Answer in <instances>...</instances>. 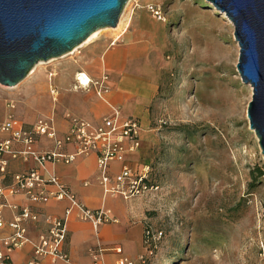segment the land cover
<instances>
[{"label": "rangeland", "instance_id": "obj_1", "mask_svg": "<svg viewBox=\"0 0 264 264\" xmlns=\"http://www.w3.org/2000/svg\"><path fill=\"white\" fill-rule=\"evenodd\" d=\"M225 16L206 0H129L117 28L38 64L17 88L0 86V121L9 101L23 122L46 118L49 71L63 73L67 86L68 73L90 65L143 18L146 36L161 44L150 58L158 92L139 161L159 188L145 197L155 236L148 264H264V157L248 120L253 90L237 70L240 49ZM84 99L78 91L67 96Z\"/></svg>", "mask_w": 264, "mask_h": 264}, {"label": "crops", "instance_id": "obj_2", "mask_svg": "<svg viewBox=\"0 0 264 264\" xmlns=\"http://www.w3.org/2000/svg\"><path fill=\"white\" fill-rule=\"evenodd\" d=\"M142 19L135 22L137 27L129 31L126 30L113 46L109 45L100 55L96 53V57L90 65L80 66V71H75L74 74L68 73L69 84L67 86L64 81L61 83L63 73L58 72L55 80L60 90L59 101L54 105L49 96L51 115L46 118L53 120L54 125L58 128L56 130L59 137L63 138L69 131L70 126L66 116L69 115L97 126L103 118L110 114L111 107H115L120 109L124 119H136L140 122L142 128L140 142L141 146L143 145L145 129L148 128V109L158 92L157 80L152 79L153 66L150 65V58L151 54L158 50L157 45L159 44L155 38L153 41L149 35L146 36L141 27ZM78 73H84L92 81L100 80L104 74L108 76L109 92L105 95L104 100L99 99L94 90H81L78 92L85 95L83 101H67L70 92H76L73 88L75 75ZM44 100L41 99L47 106L49 102ZM7 112L8 109L5 105L6 117ZM4 120L2 119L0 122ZM23 123L32 125L35 122ZM7 138V136L3 137L4 140ZM15 149L20 150L21 147L16 146ZM36 149L50 151L54 149V144L46 138H40ZM64 151L67 155L76 154L74 146H67ZM5 160L8 162V171L11 174L25 173L37 167L32 159L24 161L22 158L13 160L10 157H5ZM139 161L140 150L129 154L125 164L136 170L143 167ZM122 167L123 165L119 163L112 164V176L120 173ZM47 173L55 175L62 184L67 186L86 209L104 210L109 213L113 222L100 226L96 231L91 222L83 220L77 210H72L67 221L68 238L64 249L69 256V262L54 263L51 259L46 258L41 261V264H94V253L99 248L105 250L104 264H118L121 258H127L138 264L139 257L145 254L144 233L148 226L146 196L125 201L120 196L105 193L99 182L96 155L78 157L70 165L61 163L49 165ZM10 203L20 207H30L33 211L41 214V224L29 226L28 236L33 242L38 241L46 229L45 216L64 218L66 210L71 207L67 201L35 206L22 197L13 198ZM5 214L6 219L11 221L10 211L6 210ZM3 234H10V231L0 232V237ZM116 248H121L123 254L117 255L114 252ZM33 256V245L31 244L10 254L13 264H27L33 259Z\"/></svg>", "mask_w": 264, "mask_h": 264}, {"label": "built area", "instance_id": "obj_3", "mask_svg": "<svg viewBox=\"0 0 264 264\" xmlns=\"http://www.w3.org/2000/svg\"><path fill=\"white\" fill-rule=\"evenodd\" d=\"M149 11L159 21L165 22L159 10L149 8ZM113 43L112 45H114ZM57 70L49 71V96L54 105L59 101L60 90L54 83ZM86 79L87 82H84ZM109 78L104 74L100 80L92 81L84 73L75 75V91L94 90L96 96L104 100L109 92ZM9 111L6 119L0 122V232L10 231L0 237V264H13L10 254L23 249L26 245H33V259L27 264H41L43 259L49 258L54 263L69 262L65 252L68 238L67 221L72 210H77L82 219L91 222L94 229L113 222L109 213L104 210L91 211L81 205L70 189L62 184L53 174L47 173L49 165L73 164L78 157L96 155L97 172L100 185L105 193L120 196L125 201L145 197L157 192L159 188L152 183V170L149 166L132 169L126 165L127 156L136 153L141 148V124L136 119H124L119 108L111 107V112L103 118L97 126L81 119L66 116L69 122V131L59 137L52 119L41 118L32 125L24 124L15 115L17 104L9 101L6 104ZM7 136V139H3ZM46 138L53 142L54 149L39 151L36 149L38 140ZM21 147L20 150L15 149ZM74 146L75 155H67L65 148ZM5 157L13 160L22 158L24 161L32 159L37 167L21 174H11L8 171V162ZM114 163L123 167L115 176L111 174ZM22 197L29 203L40 206L51 202L67 201L71 207L66 210L64 218L45 216L46 229L38 241L30 240L29 226L41 224V214L30 207H20L10 203L13 198ZM10 211L11 221L6 219L5 211ZM155 236L149 226L144 233L145 254L139 257L138 264H148L153 256ZM117 255H122L121 248L114 249ZM105 250L99 248L94 253V264H104ZM118 264H136L135 261L121 258Z\"/></svg>", "mask_w": 264, "mask_h": 264}, {"label": "water", "instance_id": "obj_4", "mask_svg": "<svg viewBox=\"0 0 264 264\" xmlns=\"http://www.w3.org/2000/svg\"><path fill=\"white\" fill-rule=\"evenodd\" d=\"M232 23L237 70L253 90L250 130L264 157V0H206ZM129 0H0V86L17 88L40 63L115 29Z\"/></svg>", "mask_w": 264, "mask_h": 264}, {"label": "bare ground", "instance_id": "obj_5", "mask_svg": "<svg viewBox=\"0 0 264 264\" xmlns=\"http://www.w3.org/2000/svg\"><path fill=\"white\" fill-rule=\"evenodd\" d=\"M224 18L228 21V23L232 24L226 16H225ZM95 34H96V33H95ZM95 34H94L93 36H91L88 40H89V41L92 40V39L96 36ZM88 40H87V41H88ZM83 81H84V82H87L86 79H83ZM252 133H253V131H252ZM253 134H254V133H253Z\"/></svg>", "mask_w": 264, "mask_h": 264}]
</instances>
